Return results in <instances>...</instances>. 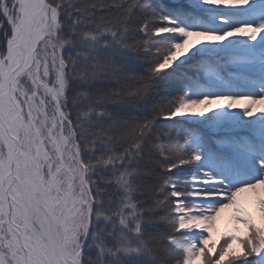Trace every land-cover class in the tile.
I'll return each mask as SVG.
<instances>
[{"label": "snow or ice", "instance_id": "1", "mask_svg": "<svg viewBox=\"0 0 264 264\" xmlns=\"http://www.w3.org/2000/svg\"><path fill=\"white\" fill-rule=\"evenodd\" d=\"M258 100L264 0H0V264H264Z\"/></svg>", "mask_w": 264, "mask_h": 264}, {"label": "rangeland", "instance_id": "2", "mask_svg": "<svg viewBox=\"0 0 264 264\" xmlns=\"http://www.w3.org/2000/svg\"><path fill=\"white\" fill-rule=\"evenodd\" d=\"M198 39H204V37L192 36L189 38V45L195 43ZM187 51V48L184 49ZM162 95V94H161ZM238 103V102H237ZM239 105H247L238 103ZM259 196H264L261 190L255 191L252 196L241 193L238 198V206L243 207L245 212L250 215L258 224L264 226V216H261L258 198ZM236 206H231L223 209L216 218L215 225L212 231V238L217 243V249L223 242L224 233L234 231L236 229L243 230L244 224L236 219ZM234 247L238 250L239 245L236 244ZM195 264H201L199 258L195 261Z\"/></svg>", "mask_w": 264, "mask_h": 264}, {"label": "bare ground", "instance_id": "3", "mask_svg": "<svg viewBox=\"0 0 264 264\" xmlns=\"http://www.w3.org/2000/svg\"><path fill=\"white\" fill-rule=\"evenodd\" d=\"M241 102V104H248V103H250V101H248V100H240V101H238V103H240ZM255 107L257 108V109H259V108H261V107H264V101H260V100H258L257 101V103H256V105H255ZM258 190H261L262 191V193H264V187H262L261 189H258ZM255 191H257V190H255ZM255 191H252V190H250V191H248V192H245V194L246 195H249V196H252V194L255 192Z\"/></svg>", "mask_w": 264, "mask_h": 264}, {"label": "trees", "instance_id": "4", "mask_svg": "<svg viewBox=\"0 0 264 264\" xmlns=\"http://www.w3.org/2000/svg\"><path fill=\"white\" fill-rule=\"evenodd\" d=\"M161 94H163V93H161Z\"/></svg>", "mask_w": 264, "mask_h": 264}]
</instances>
